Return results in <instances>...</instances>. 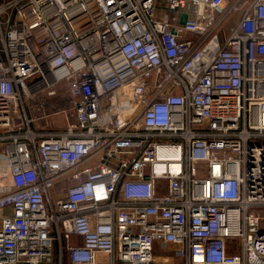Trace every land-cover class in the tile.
Segmentation results:
<instances>
[{
    "label": "built area",
    "instance_id": "obj_1",
    "mask_svg": "<svg viewBox=\"0 0 264 264\" xmlns=\"http://www.w3.org/2000/svg\"><path fill=\"white\" fill-rule=\"evenodd\" d=\"M252 209L264 0H0V264H264Z\"/></svg>",
    "mask_w": 264,
    "mask_h": 264
},
{
    "label": "rangeland",
    "instance_id": "obj_2",
    "mask_svg": "<svg viewBox=\"0 0 264 264\" xmlns=\"http://www.w3.org/2000/svg\"><path fill=\"white\" fill-rule=\"evenodd\" d=\"M65 85H66V82L62 81L58 86L55 87V89L57 90V93H58L57 95H58V97L61 100V105L60 106H65V103H67V101H66L67 92H66ZM51 121H52L53 125L55 126L58 121H62V117L61 116L55 117L53 120L50 119V122ZM55 128L57 130L64 129L65 128V124L62 123V124H60V126H57ZM252 211L257 212V213L261 212V214L264 215V209H252ZM158 254H160V253L158 252Z\"/></svg>",
    "mask_w": 264,
    "mask_h": 264
}]
</instances>
